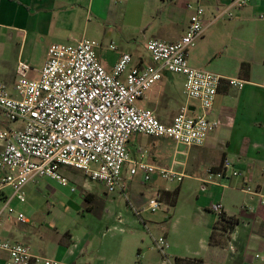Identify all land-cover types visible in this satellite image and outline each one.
I'll return each instance as SVG.
<instances>
[{"label": "crops", "instance_id": "1", "mask_svg": "<svg viewBox=\"0 0 264 264\" xmlns=\"http://www.w3.org/2000/svg\"><path fill=\"white\" fill-rule=\"evenodd\" d=\"M227 1L0 0V83H3L14 97V69L17 62H23L29 67L27 77L29 75L28 78L33 79L30 72L37 70L38 74L45 61L47 48L51 44H74L78 39L76 32L79 31L81 35L79 37H83L88 29L98 31L94 36L101 41L95 48V54L106 71L112 68L118 56L123 53L130 55L131 66L152 65L145 47L146 59L134 47L133 32L150 30L151 36L148 40L175 43L184 35L188 25L190 15L186 7L188 3L202 5L206 11V21H209L208 15L213 19L217 10L222 9ZM75 27L78 29L75 30ZM204 32L196 45L188 50L187 61L192 68L222 78L213 107L207 115L211 120H218L220 126L208 135L201 147L188 148L155 137H150L152 141L146 144L136 134L129 138L126 148L131 160L140 159L148 164L157 163L152 165L171 168L183 175L180 189L183 188L184 179L203 183L208 171H218L224 159L231 161L239 176L216 180L214 184H205L210 190H221V195L215 201H206L201 206V211L211 213L210 206L219 203L225 214L239 220L236 226V230H239L243 223L241 218H246L245 214L241 215L240 212L249 214L250 217L259 210H264L259 206L257 197H250L242 191L243 184L248 179L247 184L264 196V1H256L234 12L230 19L221 18L212 22ZM111 44L113 50L108 49ZM244 64L245 70L242 69ZM166 74L171 73L164 72L161 80L136 101V106L149 109L156 116L160 113L159 95L162 92L172 95L170 90L160 85ZM172 75L182 79L180 90L182 96L183 76ZM230 78L244 81L243 88L238 90L229 86L227 79ZM184 102V99L179 102L180 106ZM188 107L193 115L201 112L195 101L189 102ZM19 127L20 124L16 128ZM0 129H15L9 126L1 113ZM170 143L175 145L173 155H170ZM2 144L0 141V150ZM65 168L67 167H60L59 172ZM74 171L78 174L68 173L66 177L69 182L65 187L68 188L62 187V191L74 199V196L69 195L72 194L69 189L73 186L78 187L79 196L86 202L84 206L86 215L81 213L79 197L74 201L76 206L73 209L70 208L71 203L68 200L66 203L58 202L50 206L62 213V222L79 215L83 221L77 227L67 224L58 229L55 221L39 227L33 220L44 205L41 203L42 198L47 201L51 198L55 200V196H58L55 188H61L56 182L42 178L24 186V199L21 202L12 197L11 189L7 185H0V209L5 201L12 209V213L7 214L3 211L0 216V239L25 245L33 256L52 260L57 264H163L161 255L153 249L151 237L155 236L150 235V245L144 244L143 250L136 248L132 230L123 232L118 228L122 233L121 238L106 236L110 230L109 222H121L119 214H114V207L111 206L113 194L117 195L116 197L122 196L112 193L110 196L112 200H101L92 185L97 182L89 181L79 171ZM2 175L3 172L0 171V178ZM122 176L126 197L135 207L129 204L132 212H138L137 215L134 214L138 220L128 219L129 224L132 222L137 225L139 221L143 226L145 223L152 225L155 221L151 219H157L158 215H150L151 212L147 210V201L151 198H144L142 192L132 187L133 178L127 176L126 167L123 168ZM157 178L152 177L148 186L156 185ZM97 184L105 191L102 184ZM155 188L160 190L158 185ZM163 190L169 192L166 188ZM238 193L247 196L240 209L232 204ZM26 201L30 203L26 204ZM244 207H249L250 210ZM140 211L144 214L143 219L140 217ZM50 212L49 210L48 213ZM17 214L23 216L22 221L16 220ZM216 221L217 214L213 220L198 222L210 235ZM176 223L177 220L170 225L168 233L164 234L163 237L167 241ZM111 229H115V224ZM252 244L260 252L264 251L262 240H251L250 245ZM207 246L216 260H208L207 255L202 256L197 251L183 255L180 246L173 244L168 246L166 255L170 264L229 263L225 249L209 245L208 241ZM4 258L5 254L0 252V264H3ZM246 260L248 264L253 263L251 257Z\"/></svg>", "mask_w": 264, "mask_h": 264}, {"label": "built area", "instance_id": "2", "mask_svg": "<svg viewBox=\"0 0 264 264\" xmlns=\"http://www.w3.org/2000/svg\"><path fill=\"white\" fill-rule=\"evenodd\" d=\"M256 1L228 0L217 10L213 19L206 21L205 8L188 3L190 11L184 35L175 43L150 39L145 44L152 65L131 66L130 55L120 54L109 71L99 63L96 42L81 39L74 44H51L37 78L29 79V67L23 62L15 65L12 97L0 83V113L8 123H19L12 130L0 129V185H7L12 197L21 202L23 188L36 179L46 178L61 187L68 186L59 168L79 171L86 179L103 185L109 194L118 193L126 201L123 168L128 177L137 173L141 183L152 177L181 182L184 177L172 169L157 167L142 160H131L127 142L136 134L163 138L176 145L192 148L204 145L208 135L219 126L218 120L207 117L214 104L221 77L192 68L187 61L188 50L202 37L205 29L218 19H230ZM108 49L113 50V45ZM164 72L183 76L182 96L185 100L169 123H162L149 109L136 106V101L155 86ZM229 86L242 89L245 82L227 79ZM195 101L200 114H191L188 104ZM239 173L228 159L219 171H208L204 184L237 177ZM242 191L257 197L264 207V196L248 185ZM73 192V187L69 189ZM160 195L147 201V210L155 213L162 206ZM216 214L222 212L221 204L210 206ZM250 210L249 207H244ZM12 213L7 201L0 209ZM137 215L138 212L134 211ZM22 221L21 214L16 215ZM1 225V220H0ZM153 249L170 264L166 255L168 242L165 237H151ZM0 252L5 254L3 264H57L55 261L33 256L28 247L0 239Z\"/></svg>", "mask_w": 264, "mask_h": 264}, {"label": "rangeland", "instance_id": "3", "mask_svg": "<svg viewBox=\"0 0 264 264\" xmlns=\"http://www.w3.org/2000/svg\"><path fill=\"white\" fill-rule=\"evenodd\" d=\"M158 6L160 7L161 5ZM208 17L210 20L212 19V16L208 15ZM77 29L78 28L75 27V30ZM97 33H98L97 30L92 31L88 29L83 35V37H79L81 35L79 34V31H77L76 34H78L77 37L78 39L76 40L77 41L81 39L93 40L98 44V42H100L101 39H96L94 35H96ZM150 36H151L150 30H147L146 32L145 31L133 32V40L135 43L134 47L138 49L139 53L144 57V59L147 58L146 53L144 51L145 43L150 38ZM120 45L123 46L122 43ZM36 71L37 70H33L32 72H30V76L33 79L37 78ZM181 81L182 79H180L176 75L166 74L164 76L163 81L160 83L162 88L166 90H170L172 92V95L164 94V92H162L159 95L160 97L159 105L161 109H160V113L156 117L162 123H166V124L169 123L171 118L179 110V106H180L179 102L183 100V97L180 94ZM9 126L12 128H16L19 126V123L17 122L9 123ZM138 135L141 138V141L146 144L152 141V138L148 136H144L141 134ZM169 146H170L169 149H171L170 155H173V152L176 150L174 149L175 145L170 143ZM164 156L168 157L167 155ZM152 164H157V163H152ZM69 172L75 173L76 171L70 168L69 169L65 168L62 170V172H59L61 173L60 175L67 180V182L69 181L66 176L68 175ZM76 173L78 174V172ZM131 178H133L131 179L132 187L142 192L144 198L148 199L155 197L156 194L160 195L161 200L163 202L161 208L158 209L157 212L155 213L148 212L150 215H158V218L151 219L155 221L153 222L155 224L152 223V225L145 223L143 226L139 221H137V225L132 224V222L130 225L128 219L138 220L135 217L129 205V204L132 205V203H129L128 199L126 201L123 197H119V196L116 197L117 195L115 196V194H113L114 200L111 202V206L114 207V214L116 213L119 214L118 217L120 218L121 222L118 223L116 219H115L116 222L114 221L109 222L108 224L110 226V230L106 234V236L121 238L122 233L118 231V228H121L123 232H128L129 230H132L133 232L132 236L136 248L143 250L144 244L150 245L149 244L150 235L155 237L164 236V234L168 233L170 225L172 226V223L175 220H177V223L174 225V228L170 231V234L168 235V241H167L168 246L171 244H173L174 246L176 245L180 246L179 248L183 255H186L187 252L197 251L202 256L207 255L208 260L215 259L214 255L210 254L209 247L207 246V241L209 239V232L205 230L204 227L202 228V225L199 224L198 221L208 222L209 220H213V217L215 218L216 213L211 212L213 213V215L209 212L204 213L201 211V206L206 201H210V200L215 201V199H217L221 195V190L218 189L210 190L208 189L209 186L188 179H184L183 188L180 189L179 188L180 182L168 181L158 177L156 183V185H158V187L160 188V190L158 191L155 188L156 185L148 186L149 185L148 183L146 184L140 183V176L138 173ZM92 185L93 187H95L94 188L95 192L97 193V196L101 200H112L110 198V196L112 195L105 192L102 186L98 185L97 183H92ZM149 188H151V190H149ZM165 188L169 190V192H164L163 189ZM55 191H57L58 193V196H55V200L51 198L47 201L41 197L42 198L41 203L44 205L42 206L40 211L37 212V214L35 215L36 217H34L33 220L37 223V225H39V227H42L44 223H48L50 221H55L58 229L63 225H67V224L73 227H77L78 224L83 221V219H81L79 215H76L74 219L67 218L66 221L62 222L61 221L62 213H59L58 211L54 210V208H52L50 204L55 205V203L58 202L66 203V200H68L71 203V205H69L70 208L73 209L74 206H76L74 201L79 197L80 199L79 203H81V213L86 215V211L84 210V206L86 205V202L83 201L82 198L79 196L80 195L79 188L73 186V192L70 191V193L72 194L69 195L74 196V199L69 198L68 195L64 194V192L62 191V187L55 188ZM166 193H171V194L175 193V196L172 197V195H168V194H167L168 196H166ZM246 197L244 194L238 193L236 194V197L233 200L232 204H234L237 208L240 209V205L245 201ZM173 198H175L174 203L170 204ZM29 203L30 202L26 201V204ZM46 205H49L50 207ZM49 210L51 211L50 213H48ZM140 212H141L140 217L143 219L144 214L142 213V211ZM239 214L241 215L245 214L244 216H246V218H241V220L243 219L242 221L243 223L240 226L241 229L236 230V226L238 225L237 224L236 226H234L233 230L227 232H220L219 230H216L214 236L215 238L212 240V243H214L216 246H219L222 249H225V253L229 257L228 259L229 263L227 264H248L249 262H247L246 260L248 257L252 258L253 261L252 264H264V251L260 252L259 250H257L256 246H254L253 244L252 246L250 245L251 240L254 241L256 239H260L264 242V210L262 211L259 210L258 212L255 213V215H251L250 217H248L249 214H246L244 212H240ZM114 224H115V229L113 230L111 229V226H113ZM246 239H248V241H245Z\"/></svg>", "mask_w": 264, "mask_h": 264}, {"label": "trees", "instance_id": "4", "mask_svg": "<svg viewBox=\"0 0 264 264\" xmlns=\"http://www.w3.org/2000/svg\"><path fill=\"white\" fill-rule=\"evenodd\" d=\"M242 69H246V64L242 65ZM172 195V197L175 196V193H166V196ZM175 198L171 200L170 204L174 203ZM239 223V220L233 216H228L223 211L219 214H217V221L212 227L211 233L209 235L208 244L212 246H216L214 243H212V240L215 238V231L219 230L220 232H227L230 230H233L234 226H236Z\"/></svg>", "mask_w": 264, "mask_h": 264}]
</instances>
